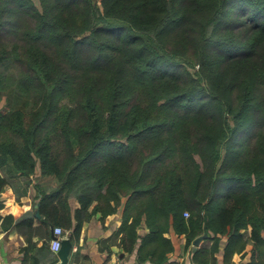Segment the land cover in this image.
<instances>
[{
	"label": "trees",
	"instance_id": "16d2710c",
	"mask_svg": "<svg viewBox=\"0 0 264 264\" xmlns=\"http://www.w3.org/2000/svg\"><path fill=\"white\" fill-rule=\"evenodd\" d=\"M9 82L24 101L0 109V167L56 185L6 230L78 235L124 197L120 244L138 264H186L170 229L190 264H233L249 241L247 264H264V0H0Z\"/></svg>",
	"mask_w": 264,
	"mask_h": 264
},
{
	"label": "crops",
	"instance_id": "0c3cea01",
	"mask_svg": "<svg viewBox=\"0 0 264 264\" xmlns=\"http://www.w3.org/2000/svg\"><path fill=\"white\" fill-rule=\"evenodd\" d=\"M0 173L7 180L4 189L0 191V264H21L25 255H31L32 252L38 253L39 249L44 248L45 243L48 249L43 251L42 254L39 253L43 257L40 264H59L58 249H53L51 246L54 227L51 226L50 228L49 238L40 237L35 232L32 235L33 244H31L16 228L11 227L6 230L2 223L3 217L7 214L19 216L25 210L35 209L34 203L39 200L38 186L50 190L55 187V180L52 176L40 175L39 168L29 176L21 175L11 163L1 166ZM125 200L126 198L123 197L116 211L108 214L104 219H101L100 212L92 214L89 220L83 222L78 235L73 233V226L70 229H65L64 237L71 242V249L65 264H138L136 251L127 252L120 244L122 233L119 232V228L122 222ZM93 205L94 203L90 208ZM70 206L72 222L74 223L76 221L74 211L78 207L75 198L70 199ZM37 223L38 221L34 220V225H37ZM138 231L144 234L149 229L142 223ZM166 236L172 240L174 246L168 256L171 259L178 260L179 263L190 264V248H185V235L177 234L173 229H170ZM226 239L227 235L221 236L220 243L224 245ZM209 243V240L203 239L197 248ZM251 247L252 243L249 241L243 253L234 254L233 264H247L251 256ZM219 262L221 263L220 255Z\"/></svg>",
	"mask_w": 264,
	"mask_h": 264
},
{
	"label": "rangeland",
	"instance_id": "374dc122",
	"mask_svg": "<svg viewBox=\"0 0 264 264\" xmlns=\"http://www.w3.org/2000/svg\"><path fill=\"white\" fill-rule=\"evenodd\" d=\"M35 2L38 4V0H35ZM12 73L13 75L15 74L14 69H12ZM21 94L22 93L17 90L12 82H9V84L7 83L6 86L0 91V109L9 108L13 104L20 106V104H22L24 101Z\"/></svg>",
	"mask_w": 264,
	"mask_h": 264
},
{
	"label": "water",
	"instance_id": "95a60500",
	"mask_svg": "<svg viewBox=\"0 0 264 264\" xmlns=\"http://www.w3.org/2000/svg\"><path fill=\"white\" fill-rule=\"evenodd\" d=\"M34 206H35L34 214L35 216L39 217L40 216V212L38 208L39 202L38 201L35 202ZM206 236L207 233L205 232L202 235L195 238V240L192 243V251H195L197 249V246L199 245L200 241H202ZM70 249H71V242L69 241L68 238L63 236L61 240V246L57 251V253L60 256L59 264H65L67 262Z\"/></svg>",
	"mask_w": 264,
	"mask_h": 264
},
{
	"label": "built area",
	"instance_id": "2783aa9c",
	"mask_svg": "<svg viewBox=\"0 0 264 264\" xmlns=\"http://www.w3.org/2000/svg\"><path fill=\"white\" fill-rule=\"evenodd\" d=\"M188 213H185V215H187ZM65 229L62 226H55L53 228V236L51 238V246L53 247V249H59L60 245H61V240L62 237L65 234Z\"/></svg>",
	"mask_w": 264,
	"mask_h": 264
}]
</instances>
